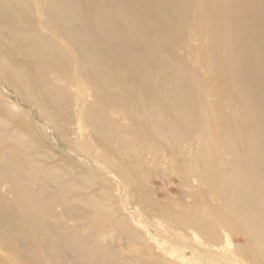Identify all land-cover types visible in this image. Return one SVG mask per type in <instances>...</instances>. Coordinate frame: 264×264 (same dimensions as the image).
<instances>
[{
    "label": "bare ground",
    "instance_id": "6f19581e",
    "mask_svg": "<svg viewBox=\"0 0 264 264\" xmlns=\"http://www.w3.org/2000/svg\"><path fill=\"white\" fill-rule=\"evenodd\" d=\"M0 88V106L6 91L87 168L34 159L0 107L13 263L264 264V0H0ZM159 173L193 212L159 207L170 190L150 208L133 193ZM133 224L169 238H143L158 255L112 249Z\"/></svg>",
    "mask_w": 264,
    "mask_h": 264
},
{
    "label": "rangeland",
    "instance_id": "374dc122",
    "mask_svg": "<svg viewBox=\"0 0 264 264\" xmlns=\"http://www.w3.org/2000/svg\"><path fill=\"white\" fill-rule=\"evenodd\" d=\"M0 90H1V88H0ZM3 93L7 97V103L5 104V106H0L4 112V113H1V117L4 118L3 120L8 121V123L10 124L9 128H13L15 126L14 124H22L25 126L23 128H24V131L26 132V134L28 135V140H27L28 142L27 143L28 144L31 143V147L35 148V149H32V151L34 150L33 152L38 153L37 151H40L37 154V156H34L35 158L33 157L34 159L42 162L45 165L56 166V167L59 166L60 167V168L58 167L59 169L65 170L66 172H67V170L72 169L76 172L83 173L84 175L85 174L87 175V173H86L87 168H84V166H82V164L77 159L70 158L71 156L69 154L67 146L64 143H62L61 141H59L57 135L52 130L49 131L50 130L49 127H47L46 125L44 126V124H42L41 122L36 120L37 117L35 116L34 111L31 113L28 112V110H27L28 108L22 107L19 104V102L16 101V99L12 95H9L6 91H3ZM10 105L11 106L17 105L16 106L17 108L14 109ZM7 112H9L10 114ZM33 118H35V119H33ZM35 153H33V154H35ZM39 154H42V156L41 155L39 156L41 158L38 157ZM44 159H46V160H44ZM47 159H48V161H47ZM87 177L91 178V179H97L96 175L88 174ZM146 183H142V182L137 181L136 188H135V190H133V193L136 195H140L142 201L147 205L148 208H150L152 206L151 198H152V194L154 192H156L158 190L161 192L164 190H165L164 192H166V190L167 191L170 190L171 193H168V195L164 196V199H163L162 203H160L159 207H161L163 209H168V203L167 202L170 200H173V201H178L180 207L187 209V211H189V212L194 211L193 210V204H194L193 200H190L189 198H184V196H180L179 194L177 195V191L175 190L176 189L175 187L177 185H179V182L175 178L170 177V179H169V176L163 177L162 174L159 173L158 179H150ZM179 188L181 189L180 185H179ZM136 192L139 194H137ZM136 195H135V197H136ZM130 204L132 205V207L139 205V199L136 198V200L134 199V200L130 201ZM61 213H63L65 215L64 217L66 219L67 218L70 219L68 221H72V219H74V221H75V218H71L72 216L67 211L61 210ZM141 213H142V210H141ZM78 219L79 218H77L76 220H78ZM139 221L142 222L143 225L147 221L149 223H154V224H156V222H157L156 220L149 218L147 216L146 217L141 216ZM78 223L82 224V221L78 220ZM85 223H88V221L87 222L85 221ZM85 223L83 220V224H85ZM126 230H128V231H126ZM120 231H122L121 234H120ZM120 231H116L115 234H113L112 239L115 238V240L111 241V246L113 245L112 249L117 253H121V255L125 254V253L130 254L131 252L132 253H135V252H137V253L142 252L143 253L146 251H153L154 253L156 252V254L158 255L156 245L153 242H150L148 244V246H144V247L141 246V245H143L142 240H144V239L149 240V239H147L148 234H150L152 237L156 236V238L161 239V240L164 238H165V240L166 239L169 240L168 237H166V236L164 237V236H162V234L157 235V232L151 228L149 230H145L144 228L141 229L139 226H136L135 224L130 226V229L127 228V229L120 230ZM125 231H126V233H125ZM132 234L135 235L133 238H132V236H133ZM116 235H117V237H116ZM123 235H124V237H123ZM127 235H129V237ZM137 235L139 236L138 238H141V239L138 240V238H136ZM126 236H127V239H125ZM108 238H107V241L110 240V239L108 240ZM129 238H130V240H129ZM137 240H138V242H137ZM121 241L123 244L121 243ZM231 241H232V245L236 246L237 244H239L240 240H237L234 238ZM112 242H115V243H112ZM240 243H241V241H240ZM135 244H137V245H135ZM134 246L135 247L138 246V247L135 248ZM124 248H126V249L124 250ZM3 253H5V252H3ZM3 253H2V251H0V264H5V262H3L1 259V256H4V255H6V257L9 259V264H16V263H13V261H12L15 258H13L10 254H7V253H5L3 255ZM183 253H184V256H188V257L191 256L190 251H185ZM19 257L21 258L22 255L19 254ZM19 260H21V259H19ZM7 264H8V262H7ZM211 264H232V263L228 262V261H221V260L215 258V260ZM240 264H243V263L241 262Z\"/></svg>",
    "mask_w": 264,
    "mask_h": 264
}]
</instances>
